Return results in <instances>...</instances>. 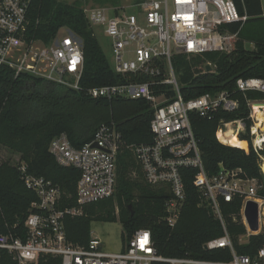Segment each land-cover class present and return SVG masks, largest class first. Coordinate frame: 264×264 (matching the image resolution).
I'll return each mask as SVG.
<instances>
[{
    "label": "built area",
    "instance_id": "2783aa9c",
    "mask_svg": "<svg viewBox=\"0 0 264 264\" xmlns=\"http://www.w3.org/2000/svg\"><path fill=\"white\" fill-rule=\"evenodd\" d=\"M34 1L0 0V68H10L15 77L27 74L80 89L84 66L82 41L67 28H61L63 32L58 30L48 41L29 36ZM82 9L90 26L99 28L109 38L113 60L110 65L116 73L162 75L161 80L128 81L87 89L91 98H141L153 108L149 125L152 140L126 147L133 153L145 181L168 189L170 196L164 203L162 219L171 227L175 225L185 200L182 170H194L192 183L223 228V235L209 240L203 247L228 248L231 257L227 260L164 257L157 254L150 231L144 228L135 230L124 247L115 252L104 250L97 235L90 234L86 245L67 240L65 216H80L86 205L112 197L116 192L117 155L124 145L114 123L101 125L94 137L81 147H74L65 133L51 139L48 151L55 161L79 171L75 205L71 207L60 206V186L29 173L26 164L19 161L16 167L21 179L37 199L31 202L24 221V238L10 232L0 233V250L6 251L17 264H38L44 255L59 256L61 264H264V245L253 255L236 252L220 207L221 199L230 202L235 195L242 196L240 213L246 232L239 239L264 233V219H261L264 197L258 196L264 183L242 177L240 169H227L221 162L216 173L209 176L190 122L191 113L211 119L219 110L234 112L239 100L227 91L185 99L171 63L172 57L179 53L192 56L211 51L229 53L235 49L239 30L248 19L244 0H132L122 6L92 3ZM260 16L264 20L263 11ZM233 24H239L237 30L231 29ZM159 83L172 85L175 91L172 100L164 93H154L151 86ZM235 91L245 97L248 91L264 94V78L239 77ZM259 101L264 99L246 98L247 118L253 124L256 121L253 104ZM260 109L264 113V107ZM245 121L244 118L221 119L216 138L225 143L217 133H224L229 125L237 136L245 133ZM260 158L264 175L261 167L264 158ZM250 199L259 206V226L255 232L249 230L243 215L245 203Z\"/></svg>",
    "mask_w": 264,
    "mask_h": 264
},
{
    "label": "trees",
    "instance_id": "16d2710c",
    "mask_svg": "<svg viewBox=\"0 0 264 264\" xmlns=\"http://www.w3.org/2000/svg\"><path fill=\"white\" fill-rule=\"evenodd\" d=\"M121 0H93L97 4L118 5ZM248 19L239 30V39L231 52L211 51L187 56L179 53L171 63L181 95L185 99L205 93L227 91L239 100L234 112L217 111L211 119L190 114L193 133L198 143L201 159L207 174L217 171L218 163L227 169H240L241 176L264 183L260 169L262 148L251 144L249 128L253 125L247 118L249 108L246 98L264 99V94L248 91L246 97L235 91L237 78H264V20L260 16V0H244ZM28 35L43 41L50 40L61 28L69 29L82 41L84 66L80 89L59 85L27 74L14 76L7 67L0 68V145L19 155L27 171L43 176L60 186L61 207L75 205V185L78 169L60 166L48 151L52 138L65 133L74 147L89 142L103 124L114 123L120 132L123 147L117 155V189L112 197L90 203L80 216H65L67 240L75 245H86L90 239V224L94 219L115 221L119 218L123 232L124 247L137 229H148L157 254L164 257L193 258L202 260H227L228 248L205 249L203 245L223 235L220 221L210 206L202 202L198 189L193 185L194 170H182L185 200L174 226L162 218L164 203L170 193L166 186L147 183L133 153L126 146L148 143L152 140L150 121L153 108L145 99H95L87 89L128 81L149 82L161 80L162 75L144 73H116L103 52L94 29L88 23L79 0H35L30 13ZM239 24H233L237 30ZM252 44L253 46H251ZM210 63V69L206 65ZM154 93H164L172 100L175 91L170 84L152 85ZM264 107V101L255 102L253 109ZM257 113V112H256ZM244 118L247 130L240 133L239 140H247L235 147L220 142L216 131L221 119L230 121ZM264 129V122L262 123ZM264 197V188L258 191ZM37 199L26 188L17 167L8 161L0 163V233H13L24 238V221L30 212V204ZM242 196L232 201L221 199V215L226 230L237 253L253 255L264 245V233L251 234L247 242L240 243L245 234L241 219ZM130 206V207H129ZM116 208L118 212L116 214ZM122 247V248H123ZM0 264H17L6 251L0 250ZM38 264H61L59 256L44 255ZM153 264H167L154 262Z\"/></svg>",
    "mask_w": 264,
    "mask_h": 264
},
{
    "label": "rangeland",
    "instance_id": "374dc122",
    "mask_svg": "<svg viewBox=\"0 0 264 264\" xmlns=\"http://www.w3.org/2000/svg\"><path fill=\"white\" fill-rule=\"evenodd\" d=\"M68 3L73 2L74 0H64ZM81 2L82 8L90 6L93 2V0H79ZM132 0H122L118 4V6H122L125 4L131 3ZM262 11L264 12V0H260ZM109 4V3H107ZM117 11V10H116ZM60 32H63V29L60 30ZM94 32L98 38L99 44L105 53L109 63L111 64L113 62L112 60V52H111V46H110V40L109 38L102 33V31L99 30V28H94ZM258 111L256 113V118H259ZM260 115V114H259ZM256 133H253L251 135V144L253 147H256L257 149L262 148L263 141H264V129L262 126H260ZM257 136H261L263 138L262 143H255ZM245 151L249 150V147L247 149H244ZM3 161H8L10 164L14 165L15 167L19 163V155L10 149L1 146L0 145V163ZM263 165V164H262ZM118 209L116 208V211ZM117 214V213H116ZM261 219H264V207L261 208ZM264 223V222H263ZM90 232L92 235H97L103 242V249L108 251H118L123 247L122 240H121V234L123 232L121 221L118 217H116L115 221H107V220H101V219H94L92 220L90 224ZM239 239V238H238ZM240 243L247 242V239L241 238L239 239Z\"/></svg>",
    "mask_w": 264,
    "mask_h": 264
},
{
    "label": "bare ground",
    "instance_id": "6f19581e",
    "mask_svg": "<svg viewBox=\"0 0 264 264\" xmlns=\"http://www.w3.org/2000/svg\"><path fill=\"white\" fill-rule=\"evenodd\" d=\"M258 108H254L253 112L254 115L256 116V112H257ZM260 117L256 118L255 123L252 125L251 131L252 133H256L257 130L259 128H261L260 126H262V123L264 122V113L263 110H260ZM217 136L223 140L226 144L231 145V146H235V147H239V146H243L245 145L246 141H241L238 139L236 133L233 131L232 126L229 125L228 128L226 129V131L223 133L221 131H218ZM257 144L262 143L261 141H263V138H261V136H257V139L255 140ZM263 171H264V163L261 166Z\"/></svg>",
    "mask_w": 264,
    "mask_h": 264
},
{
    "label": "water",
    "instance_id": "95a60500",
    "mask_svg": "<svg viewBox=\"0 0 264 264\" xmlns=\"http://www.w3.org/2000/svg\"><path fill=\"white\" fill-rule=\"evenodd\" d=\"M207 69H210L209 65H206ZM130 207V206H129ZM243 215L245 217V221L249 227L250 231H257L259 226V206L258 203L254 200H248L245 203V207L243 210Z\"/></svg>",
    "mask_w": 264,
    "mask_h": 264
},
{
    "label": "crops",
    "instance_id": "0c3cea01",
    "mask_svg": "<svg viewBox=\"0 0 264 264\" xmlns=\"http://www.w3.org/2000/svg\"><path fill=\"white\" fill-rule=\"evenodd\" d=\"M238 137V136H237ZM264 137V136H263ZM241 141H246V143H247V145H248V147H249V143H248V141L247 140H241ZM264 142V141H263ZM91 234V233H90ZM92 235V234H91ZM121 249H122V247H121Z\"/></svg>",
    "mask_w": 264,
    "mask_h": 264
}]
</instances>
